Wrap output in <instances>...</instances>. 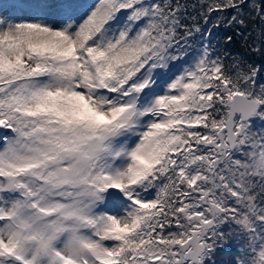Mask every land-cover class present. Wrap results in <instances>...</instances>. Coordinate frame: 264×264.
<instances>
[{
  "label": "snow or ice",
  "instance_id": "6c2138e0",
  "mask_svg": "<svg viewBox=\"0 0 264 264\" xmlns=\"http://www.w3.org/2000/svg\"><path fill=\"white\" fill-rule=\"evenodd\" d=\"M191 7L0 0V264H264V63L197 19L264 0Z\"/></svg>",
  "mask_w": 264,
  "mask_h": 264
},
{
  "label": "trees",
  "instance_id": "16d2710c",
  "mask_svg": "<svg viewBox=\"0 0 264 264\" xmlns=\"http://www.w3.org/2000/svg\"><path fill=\"white\" fill-rule=\"evenodd\" d=\"M180 3L189 6L188 14L189 19L185 23L191 24L192 15H196V11L193 10L191 5L198 4L199 0H180ZM216 14H212V18L207 24L203 19L197 18L200 26L204 29H211L212 31V43L222 52H226L229 56L245 59L248 63L260 64L264 63V56L260 53L251 50V45L255 40V43L259 45L260 41L257 39L260 33V29L264 27L258 18L249 17L248 25L246 29H241L238 26L226 27L221 23L220 27H213ZM238 32H242L243 35H238ZM231 36L232 40L229 43L227 37Z\"/></svg>",
  "mask_w": 264,
  "mask_h": 264
}]
</instances>
